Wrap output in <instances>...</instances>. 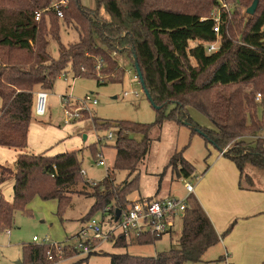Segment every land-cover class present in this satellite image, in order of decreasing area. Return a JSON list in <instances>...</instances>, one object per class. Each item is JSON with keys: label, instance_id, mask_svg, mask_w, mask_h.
Masks as SVG:
<instances>
[{"label": "trees", "instance_id": "trees-1", "mask_svg": "<svg viewBox=\"0 0 264 264\" xmlns=\"http://www.w3.org/2000/svg\"><path fill=\"white\" fill-rule=\"evenodd\" d=\"M57 1L0 0V146L19 151L13 167L0 164V185L14 180L13 201L6 200L0 189V228L12 227L15 213L28 211L27 206L36 194L44 199H58V213L62 215L63 207L78 193L81 182L82 150L51 156L28 149L39 90L36 88L50 90L61 76L70 73L75 79L122 80L125 70L117 55L123 54L132 57L134 68L136 55L145 87L158 106L157 119L152 124L117 122L116 141L112 145L116 150L113 170H108L100 183L92 185L93 193L86 195L96 198L87 218L109 206L114 212L126 208L131 201L128 195L138 190L140 174L134 173L148 154L151 143L148 133L153 124L161 127L165 121L192 126L193 132H199L220 152L227 148L223 155L238 167L239 187L260 189L248 169L264 172V136L260 134L264 131V114L262 118L258 114L259 106H264V0H214L220 7L218 18L190 10L187 6L191 0L188 4L179 1L177 6L168 5L165 0L149 6V0H126L127 10L120 0H95V8L86 6L82 0H68L63 18L76 25L78 40L68 46L59 41V57L54 58L48 37L59 39L58 24L54 23V18L59 17L48 8ZM230 2L234 4L232 8L225 9ZM252 6L255 9L250 13ZM241 7L245 8L244 16ZM37 10H45L40 20L34 17ZM46 15L51 18L49 29ZM240 16L244 22L241 38L236 40L230 30L234 19ZM217 24L219 32L214 30ZM217 40L219 48L208 52L206 44ZM248 84L255 86L250 92L244 88ZM257 90L261 91L260 100L255 96ZM168 105H172L170 111H166ZM190 108L206 115L216 129L194 122ZM130 133L142 134L144 138L137 141ZM169 166L179 177L189 178L195 173V166L184 157L183 151L171 157ZM116 170H126L133 177L118 185ZM160 238L149 235L127 241L120 236L114 246L127 247L133 242L151 244ZM220 240L208 213L191 194L177 248L156 256L128 252L109 256L111 264L198 262ZM48 245H25L22 264L57 263L62 256ZM96 254L99 252L85 256L77 264L88 262Z\"/></svg>", "mask_w": 264, "mask_h": 264}, {"label": "rangeland", "instance_id": "rangeland-1", "mask_svg": "<svg viewBox=\"0 0 264 264\" xmlns=\"http://www.w3.org/2000/svg\"><path fill=\"white\" fill-rule=\"evenodd\" d=\"M179 1L186 2V4L189 2L188 0H165L171 6H177ZM213 1L191 0L187 7L190 10L200 11L204 17L214 16L218 18L220 7L215 5ZM82 2L90 8L97 6L95 0H82ZM120 3L127 10L126 0H120ZM158 4H162V0H149L148 2V6ZM226 4L224 8L227 10L234 5L232 2ZM241 11L244 16L245 8L241 7ZM44 13L45 11L43 15ZM105 17L109 16L106 14ZM55 18L54 23L56 21L58 24L57 29H59L60 37L57 39L49 35L48 39L50 40L49 48L52 56L58 58L60 53L59 41L68 46L78 40V32L74 23L65 21L63 17ZM243 19L244 17L241 16L236 17L232 24L234 26L231 27L230 33L236 40L241 38ZM46 23L49 29L51 18L48 15H46ZM216 42L219 46L220 41L217 40ZM193 44L195 42H191V45ZM117 58L125 70L122 80L101 82L96 77H78L75 79L71 73L67 76H61L54 87L47 90L49 93L47 113L38 116L33 111L32 135L36 133L37 138L39 134L34 132L33 128L37 127L38 124L42 126L52 124L57 126L58 130L67 126H70L69 128L78 126L74 137L70 138L69 141H59L52 144V151L55 152L65 145H67L65 148L68 149L63 152L75 149L82 150L79 157L82 169L87 172V177L81 174V182L77 186L78 193L74 194L70 203L63 207L62 215L58 213L60 207L58 199H44L38 194L34 195L29 202L28 211L16 212L12 227L0 228V264H14L23 260L24 246L33 243L34 236L39 238V241L36 242L38 244H43L47 239L50 243L48 247L54 248L62 256L55 264H77L82 257L80 254L71 252L73 250L70 245H72L75 235L89 219L87 215L96 202L95 197L86 196L94 191L93 186L95 185L92 186L90 180L100 183L106 177L108 170H113L116 150L112 145L116 141L117 122L131 121L152 124L157 119V110L148 99L140 80L136 77L137 72L132 63V57L129 54H123L117 55ZM39 87L36 89H40ZM244 88L250 92L255 86L248 84ZM259 91L255 92V96L261 92ZM86 95L96 98L98 103L96 105H82L79 101H82ZM63 96L72 102L68 103L70 106L74 108L84 107L80 120L71 124L65 123ZM256 103L259 102L256 101ZM171 109L172 105H168L166 111ZM189 111L194 122L208 129H216V125L206 115L195 108H190ZM258 114L261 118L263 117V105L259 106ZM105 127L110 128L105 129ZM110 132L114 135L112 139L108 138ZM260 134L264 136V131H261ZM85 136L87 137L85 138ZM129 136L137 141L144 138L142 134L136 133H130ZM148 137L151 140L148 154L134 173L140 174L138 190L128 195L129 199L132 201L140 196L159 199L170 196L185 198L188 195L185 183L186 181L192 182L196 185L195 197L206 202L217 222V231L221 236V240L205 252L202 261L185 262L184 264H263L264 215L242 217L237 209L238 202L243 200L245 196L256 197L260 195L239 190L240 172L236 164L230 158L221 155L220 150L199 132H193L192 126L185 123L165 121L161 127L153 124ZM94 143H96L94 145L96 149L92 150ZM177 151H183L184 157L195 166V173L189 178L179 177L169 166L171 157ZM99 154L105 159L106 166L98 164ZM13 155V151L0 149V164L14 166V163L10 161L5 163ZM249 170L255 185L264 188V172L252 167ZM128 174L129 172L126 170H116L114 173L115 183L120 185L127 178L133 177ZM207 174L209 175L205 182L204 177ZM85 183H87L86 186ZM83 187L84 191H82ZM8 189V186H4L2 191L6 200L8 199L6 193L9 194ZM106 208L110 209V206ZM112 213V210L98 211L92 217L102 219L106 228L110 224ZM9 228H11L10 233H8ZM182 228L183 219L176 217L173 231L164 234L162 238L151 244L133 242L127 247H116L110 241H99L100 250L97 251L99 254L91 256L89 261L83 264H111L109 254L114 253L128 252L133 255L156 256L159 253L169 251L171 248L178 247ZM53 244L68 248L62 252ZM226 254L228 260H226Z\"/></svg>", "mask_w": 264, "mask_h": 264}, {"label": "built area", "instance_id": "built-area-1", "mask_svg": "<svg viewBox=\"0 0 264 264\" xmlns=\"http://www.w3.org/2000/svg\"><path fill=\"white\" fill-rule=\"evenodd\" d=\"M68 0H59L54 2L50 8L51 11H54L58 17H64V9ZM45 10H37L35 12V20H40L43 16ZM216 32H219V25L217 24L214 28ZM218 42H212L206 44L208 52L216 51L219 46L216 44ZM1 66V64H0ZM138 78V76H136ZM139 79V78H138ZM48 97L49 93L47 90L39 89L36 91L35 96V105L34 112L38 116H43L48 111ZM257 100L261 99V94H257ZM64 100V111L66 114L65 123L71 124L76 120H80L82 117V110L84 107L74 108L68 103L69 98H62ZM82 105L93 104L96 105L98 100L90 95H86L82 101H79ZM68 105V106H67ZM114 137L113 133L110 132L108 135L109 139ZM227 149V148H226ZM223 150L220 154L223 155L226 151ZM98 164L100 166H106V161L103 159L101 154L98 155ZM81 174L87 177L86 170H81ZM92 185H97L98 182H92ZM185 189L188 195L185 198H179L175 196H170L167 198H155V197H138L132 201L124 208L121 209V214L118 219H116V212L110 215V224L105 228L104 221L97 217L89 218L85 225L78 231L75 235L72 247L78 254L81 256H87L93 252L100 250L98 246L99 241L112 242L122 236L127 241H134L143 236H154L156 238H162L166 233L173 231L175 227V218L181 217L183 219L185 210L187 208V199L188 196L194 194L195 185L192 182L186 181ZM106 212L111 210L106 208ZM11 230H8L10 233ZM33 240L35 242L39 241V238L34 236ZM43 244H50L46 239ZM60 251L65 248L59 246V244H53V246ZM69 246V245H68ZM48 257H51V251L47 252ZM9 264V263H6ZM18 264V263H14ZM34 264V263H29Z\"/></svg>", "mask_w": 264, "mask_h": 264}, {"label": "crops", "instance_id": "crops-1", "mask_svg": "<svg viewBox=\"0 0 264 264\" xmlns=\"http://www.w3.org/2000/svg\"><path fill=\"white\" fill-rule=\"evenodd\" d=\"M56 127L57 126H54L52 124L44 125V126H42L41 124L40 125L38 124L37 127L33 128V131L38 132V134H39V136L37 138L36 133L32 135V127L30 125L29 135H28V149H29V151L34 152L36 154L44 153V154L52 156V155H56L55 154L56 152L61 151L60 153H62L65 149H68V148H65V146H67V145H65L64 147H60L55 152H53L52 151V148H53L52 144H55L56 142H59V141H69L70 138L74 137V133L77 130L78 126L72 127V128H69L70 126H67L66 128H63V129L59 128L61 130H58ZM48 146H50V147H48ZM0 149H8V151H13V153H14L13 157H11L9 160L7 159V161H5V163H9V161H10L11 163L15 164L16 159H17V155L19 154V151L15 150V149L3 147V146H0ZM7 166H9V165H7ZM237 169H238V167H237ZM238 171H239V169H238ZM208 175L209 174L205 175V177H204L205 182L208 179ZM4 186L5 187L8 186V188H9L7 191V192H9V194L6 193V196L8 198L7 200L13 201V199H14V180L10 179V180L2 183L0 185L1 191L4 190ZM239 190H243L247 193H253L255 195H260V196H256V197H246L245 196L243 200L239 201L237 204V209L240 212V215L242 217H247L250 215H253V216L264 215V190L261 188L260 189H241V188H239ZM195 192H196V185H195L194 194H195ZM216 200H218V199L216 198ZM200 203L202 204V206L204 207V209L208 213L209 217L211 218V220L215 226V229L217 230L218 229L217 222H216L212 212L207 207L206 202L204 200H201ZM31 244H36V242L34 241ZM84 257L85 256H82L80 259H82ZM226 260H228L227 254H226ZM19 261L22 262V260H19Z\"/></svg>", "mask_w": 264, "mask_h": 264}, {"label": "water", "instance_id": "water-1", "mask_svg": "<svg viewBox=\"0 0 264 264\" xmlns=\"http://www.w3.org/2000/svg\"><path fill=\"white\" fill-rule=\"evenodd\" d=\"M254 9H255V7L252 6L251 8H249V12L252 13V12L254 11ZM134 59H135V69H136V72H137V76H138V78H139V80H140V83L143 85L144 90H145V93H146L148 99H149V100L151 101V103L153 104V106L158 107V106L156 105V103L154 102V100H153V98H152V96H151L149 90L145 87L143 73H142V71H141V68H140V65H139V62H138V59H137L136 55H134ZM86 137H87V136H85V138H86ZM120 214H121V210H120V209H117V211H116V219H118V218L120 217ZM17 263H18V264H22L21 261H18Z\"/></svg>", "mask_w": 264, "mask_h": 264}]
</instances>
